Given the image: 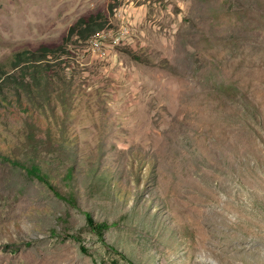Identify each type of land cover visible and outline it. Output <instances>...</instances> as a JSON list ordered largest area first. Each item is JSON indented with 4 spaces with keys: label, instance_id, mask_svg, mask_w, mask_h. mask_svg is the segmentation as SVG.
Segmentation results:
<instances>
[{
    "label": "rangeland",
    "instance_id": "374dc122",
    "mask_svg": "<svg viewBox=\"0 0 264 264\" xmlns=\"http://www.w3.org/2000/svg\"><path fill=\"white\" fill-rule=\"evenodd\" d=\"M41 44L36 111L12 62ZM9 74L0 264H264V0H0Z\"/></svg>",
    "mask_w": 264,
    "mask_h": 264
},
{
    "label": "trees",
    "instance_id": "16d2710c",
    "mask_svg": "<svg viewBox=\"0 0 264 264\" xmlns=\"http://www.w3.org/2000/svg\"><path fill=\"white\" fill-rule=\"evenodd\" d=\"M103 26V23L96 22L94 16L80 17L78 18L68 29V35H74L77 39L85 40L87 37H91ZM67 50L58 44H41L35 50H22L14 54L12 66L13 69H17L20 73V81L18 86H20L26 93L27 102L30 108L36 111L42 110L44 104L50 106V102L55 98L60 97L58 92L53 91L50 87V74H49V63L50 58L59 59L61 55H64ZM14 75H6L2 81H0V102L8 101L10 104L16 108L17 111L21 112L19 109L22 108L25 112L26 107H22L20 100L17 96H12L8 98L2 92L4 83L10 82ZM53 98V99H52ZM11 99H15L12 102ZM19 108V109H18ZM28 114V113H27ZM32 112H30V115ZM0 157L2 159H8L1 150ZM31 171L38 174V171L31 168ZM42 177V176H41ZM47 183L49 179L47 177H42ZM58 194V193H57ZM85 218L92 224L94 229L101 230L106 225L102 223L93 224L89 214L85 213ZM78 239V236H72ZM84 250V248H81Z\"/></svg>",
    "mask_w": 264,
    "mask_h": 264
}]
</instances>
